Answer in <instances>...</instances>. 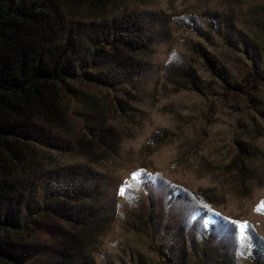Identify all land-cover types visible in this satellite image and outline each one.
I'll return each instance as SVG.
<instances>
[{
    "label": "rangeland",
    "instance_id": "374dc122",
    "mask_svg": "<svg viewBox=\"0 0 264 264\" xmlns=\"http://www.w3.org/2000/svg\"><path fill=\"white\" fill-rule=\"evenodd\" d=\"M125 4L123 13L137 16L147 50L112 56L113 50L98 45L97 61L105 65L93 75L99 74L111 90L75 84L71 94L60 98L57 123L30 119L38 146L23 169L0 174V181L22 192L10 205L15 219L42 205L48 215L40 218L31 238L5 242L14 252L32 254L30 263L54 262L65 236L82 231L78 217L95 207L91 210L111 218L95 248V264H161L164 259L147 247L142 231L131 226L146 205L171 249L169 260L184 256L187 261L197 252L201 264L206 256L212 264H251L249 254H237L229 220L247 221L254 240L264 245V212L256 211L264 200V134L255 141L262 156L259 183L241 188L228 162L234 137L247 135L253 115L241 98L224 89L196 45L230 81L239 82L252 61L264 70V0ZM103 29L88 12L72 9L54 39L70 34L76 41L72 58L84 65ZM122 40L139 44L135 35L125 34ZM170 66L190 67L197 88L170 74ZM260 94L264 98V88ZM112 95L125 105L126 116L113 107ZM99 128L117 130L113 150L99 152L91 143L87 131L94 135ZM134 172L150 174L139 190ZM122 187L126 195L120 194ZM205 214L212 215L207 231Z\"/></svg>",
    "mask_w": 264,
    "mask_h": 264
},
{
    "label": "trees",
    "instance_id": "16d2710c",
    "mask_svg": "<svg viewBox=\"0 0 264 264\" xmlns=\"http://www.w3.org/2000/svg\"><path fill=\"white\" fill-rule=\"evenodd\" d=\"M126 1L0 0V174L9 175L27 165V160L34 154V147L38 146L29 126L30 119L36 116L45 123H57L62 114L60 98L71 94L75 84L100 91L111 90L99 74L93 75L105 65L97 61L98 45L113 50L112 56L125 51L137 53L147 50L140 42L144 35L137 16L132 11L123 13ZM72 9L88 12L104 26L102 39L92 43V54L84 65H79L72 58L76 41L70 34L54 39L65 25L67 11ZM125 34L135 35L139 44L123 41ZM196 46L212 72L222 79L224 89L241 98L253 115L247 124V135L243 139L234 137V154L228 166L241 188L255 186L261 178L262 156L255 141L264 134L260 132L264 129V98L260 94V89L264 88V70H258L252 61L251 69L239 82L230 81L208 53L198 44ZM167 70L197 88L195 72L190 67L170 66ZM112 99L119 115L126 116L125 105L115 95ZM87 133L91 134V143L99 152L113 150L117 144V130L107 128L103 132V128H99L94 135L90 131ZM20 196L22 192L16 185L0 181V240H4L0 242V264H36L30 263L32 254L22 249L14 252L5 242L12 237L19 243L21 239L31 238L39 228L40 218L48 215L47 208L42 205L38 212L15 219L10 205ZM88 208L89 211L83 212L76 220L82 231L66 235L60 243L59 259L46 264H95V248L111 218L108 213L91 210L95 207ZM150 211V207L145 205L138 215L137 224L131 226L142 231L147 247L164 259L161 264H201L202 258L197 257V252L192 253L187 261L184 256L169 260L171 249L161 239V229L154 225ZM205 218L208 223L206 231L211 230L212 215L205 214ZM248 257L251 264H264V245H258L253 237ZM205 258V264L214 263L208 256Z\"/></svg>",
    "mask_w": 264,
    "mask_h": 264
},
{
    "label": "snow or ice",
    "instance_id": "6c2138e0",
    "mask_svg": "<svg viewBox=\"0 0 264 264\" xmlns=\"http://www.w3.org/2000/svg\"><path fill=\"white\" fill-rule=\"evenodd\" d=\"M150 174H141L139 172H134L132 175V179L134 181L139 180L140 183L136 184L135 187L139 190V187L142 185L144 181V177ZM129 188L133 187V185H128ZM121 195H126L125 189L122 187L120 189ZM127 198L132 199L133 197L131 194L127 195ZM257 212H264V201L261 202L260 205L256 208ZM219 215V214H217ZM229 223L232 224L234 228V235L233 239L236 244L237 254L238 255H245L250 254V249L252 247V235H253V228L247 221H232L229 220ZM204 227H208V223H204Z\"/></svg>",
    "mask_w": 264,
    "mask_h": 264
}]
</instances>
